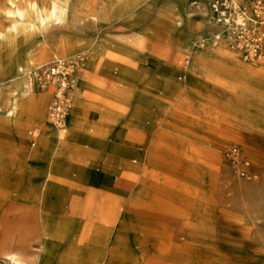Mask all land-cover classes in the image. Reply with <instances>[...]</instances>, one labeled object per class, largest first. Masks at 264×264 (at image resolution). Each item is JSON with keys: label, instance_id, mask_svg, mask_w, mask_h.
Instances as JSON below:
<instances>
[{"label": "rangeland", "instance_id": "obj_1", "mask_svg": "<svg viewBox=\"0 0 264 264\" xmlns=\"http://www.w3.org/2000/svg\"><path fill=\"white\" fill-rule=\"evenodd\" d=\"M115 1L0 0V107L16 101L26 114L45 96L41 118L0 112V259L264 264V60L244 62L213 38L209 0H137L121 15L95 22L94 15ZM64 38L80 48L44 53V46ZM201 38L209 45L201 47ZM185 42L187 48L180 45ZM219 50L258 77L240 76L212 55ZM76 55L84 60L72 96L74 117L65 129L84 139L85 161L77 156L56 173L49 169L42 187V168L61 143L48 151L44 146L52 89L37 88L36 72L54 56ZM199 55L204 72L193 67ZM235 81L247 83L246 89ZM233 146L249 161L252 176L239 174L226 156ZM100 174L108 183L97 186ZM58 213L71 221L59 222ZM80 220L90 224L92 247L90 260L78 263L70 251L87 250L74 246ZM44 231L61 241L44 239ZM67 235L72 241L64 242Z\"/></svg>", "mask_w": 264, "mask_h": 264}, {"label": "built area", "instance_id": "obj_2", "mask_svg": "<svg viewBox=\"0 0 264 264\" xmlns=\"http://www.w3.org/2000/svg\"><path fill=\"white\" fill-rule=\"evenodd\" d=\"M208 11L215 40L223 42L244 62L256 64L264 60V0H209ZM83 60V55L71 58L54 56L37 69V88L52 89L48 118L58 128L66 125L77 70ZM226 156L239 174L252 176L249 161L239 156L236 147H230ZM0 264L12 263L6 257L0 259Z\"/></svg>", "mask_w": 264, "mask_h": 264}, {"label": "crops", "instance_id": "obj_3", "mask_svg": "<svg viewBox=\"0 0 264 264\" xmlns=\"http://www.w3.org/2000/svg\"><path fill=\"white\" fill-rule=\"evenodd\" d=\"M150 0H147V1H144L142 3H148ZM140 2H138L137 0H116L114 3H110V4H106V6L104 8H102L101 10H99L97 12V14L94 15V21L95 22H98L100 20H103V19H108V18H111V17H116V16H119L121 15L126 8L130 7V6H134L135 4H138ZM93 18V17H91ZM195 33V31H189V32H186V34L188 33ZM186 34H183V36H185ZM191 44V43H190ZM182 45L184 48H187V43L185 42L184 44H180ZM190 46V45H189ZM49 47H52L53 50H55L56 52H59V53H64L66 54L64 48H60L58 49L56 45L54 46H44L43 49L45 48L44 53H46V49H48ZM70 52V51H69ZM68 53V52H67ZM212 55L215 56V57H218L220 58L221 60H223L224 62H226L229 66H231L234 71L238 72L239 71V68L238 66H236V63L238 61V59L235 57L234 54H231L229 52H226L224 50H219V51H216V52H212ZM193 67L197 70H200V71H206L208 68H207V64L205 62V58L203 55H199L197 56L194 61H193ZM153 69V68H151ZM77 91V86L75 88V91ZM77 94H78V91H77ZM45 96H39V99H34L35 100V105L34 104V107L32 109H30V112H27L26 114H24L22 112V110H20V107H18L16 101H11L10 104H8L7 106L5 107H0V112H2L3 114H5L6 116H12L14 114H16V111L20 110V113H21V116L25 119V121H28L31 119L30 116L32 115H38L37 117L41 118L42 116H44V112L40 109V102L41 100L44 98ZM75 98H73L74 100ZM133 99H134V102L135 103H139L140 100L142 99V96H141V92L138 88H135L134 91H133ZM39 102V103H38ZM36 108V109H35ZM34 110V111H33ZM9 112V113H8ZM36 113V114H35ZM74 112L71 113L69 119L72 118ZM83 114V113H82ZM78 116L80 118H83L85 119V121H92V120H95L91 117V115L89 116H82L80 113H78ZM67 119V121L69 120ZM82 120L80 119V122ZM8 123L14 127H21L22 129L25 128V126L27 125L26 122H23L22 125H19L18 122H14V121H8ZM15 123V124H14ZM83 124V123H82ZM48 124H43V143H44V146L45 147H48V141L47 139H45L44 137L46 136H51L53 137L52 135V132L50 130H44L45 127L47 126ZM106 131V134H107V130ZM78 132L83 135L84 134V131H83V127L80 128L78 130ZM115 135H121L120 132L116 133ZM70 136H72V140L70 141L69 138ZM77 137L74 136V134H72L71 132H67V134H65L63 137H62V143H61V148L56 152V155H53L51 157V159L49 161H46V163L44 164L43 168H42V180L40 182V186L44 187L46 184L49 183V179H50V175H49V169L53 170V169H57L54 173H56L58 170L61 169V164H69L70 162H72V159L77 157V156H83L80 158V160H84V152H86V148H85V144L84 142V139H82L81 136L79 135H76ZM84 136V135H83ZM122 136V135H121ZM70 138V139H71ZM80 139V140H79ZM47 151H48V148H47ZM82 153H81V152ZM136 152V151H134ZM139 152V151H138ZM121 160V159H120ZM86 163V162H85ZM44 172V173H43ZM54 175V174H53ZM104 175V173H103ZM101 176L100 175H97L95 176L94 178V183H97L98 185L97 186H101L103 183H108L107 181L104 180V176ZM54 177V176H53ZM52 178V176H51ZM105 181V182H104ZM52 184V183H51ZM97 186H89V187H97ZM153 197V196H151ZM150 197V198H151ZM110 206L108 205L107 208H109ZM57 219L58 221H71L70 217L68 216H64V215H60L59 213L57 214ZM70 223L68 222V226ZM79 227L81 228L80 232L73 238L75 239L76 241L74 242V246L75 245H78V244H83V246H85L87 248L86 252H82L80 249H78L77 247H74L71 249L70 253L74 254L75 255V260L76 262L80 263L81 259H83L85 262L89 259L88 255H87V251L89 250L88 248L89 247H92V245L89 243L90 240H91V236H90V224L89 223H84L82 222L81 220L79 221ZM47 232L44 231V234H43V237L44 239H50L51 242H53L52 239H55V240H58V241H61L58 237L59 235H56V236H52V235H47L46 234ZM46 234V235H45ZM72 237L71 235H67L66 236V240L64 242H69V241H72ZM78 239H82V240H78ZM77 241H80V242H77ZM116 248L118 249V247L116 246ZM118 254L120 255V257L124 260V256L121 252H119V250H117ZM68 255V254H67ZM125 261V260H124ZM126 263V262H125ZM64 264V263H62ZM127 264V263H126Z\"/></svg>", "mask_w": 264, "mask_h": 264}, {"label": "bare ground", "instance_id": "obj_4", "mask_svg": "<svg viewBox=\"0 0 264 264\" xmlns=\"http://www.w3.org/2000/svg\"><path fill=\"white\" fill-rule=\"evenodd\" d=\"M147 1V0H146ZM73 18H74V20L75 21H79V18L77 19V17L74 15L73 16ZM24 21V20H23ZM15 23H17V21L15 22ZM0 35H2V32L0 31ZM187 41V40H186ZM57 44H58V46H57V48L58 49H60V48H64V50H65V52H66V54H67V52L69 53V51L70 52H73V51H76L77 49H79L80 48V46H81V44H79V42H77V40H75V39H69V38H64V39H61V40H58V42H57ZM199 45L201 46V47H205V46H208L209 44H207V43H205L204 42V40H203V38H201L200 40H199ZM43 50H45V48L43 49ZM48 50H53V48L52 47H49L48 49H46V52L48 51ZM232 51V50H231ZM234 52V51H233ZM94 53V52H93ZM235 53V52H234ZM237 54V53H236ZM89 62H91V60L89 61ZM236 66H238V68H239V75L240 76H244V77H246V76H248L247 78L249 79H256L257 77H258V74H257V72L256 71H253V70H251V69H248V68H246V67H244V66H242L241 64H240V62L239 61H237V63H236ZM246 74H248V75H246ZM237 78V77H236ZM236 83H237V85H238V88L239 89H246L245 88V86L247 85V83H239L238 81H235ZM76 86V85H75ZM240 86V87H239ZM36 103V102H35ZM35 105H37V104H35ZM39 106V105H38ZM36 109V108H35ZM34 111V110H33ZM73 112V110H72V106H71V109H70V111L68 112V115H67V119H68V117L71 115V113ZM9 113V112H8ZM36 114V113H35ZM74 117V116H73ZM71 122V121H70ZM15 124V123H14ZM22 125V124H21ZM52 126V127H54V124H48L46 127H45V129L44 130H50L51 132H52V136L53 137H51V136H46V137H44L45 139H47V141H48V150H51V149H53V148H55V146H57L58 144H60V143H62V137L65 135V134H67V132H68V130L66 131V129H65V127L63 128V130H61V131H58V129H56L55 127L52 129L50 126ZM74 125V124H73ZM100 125V124H99ZM66 126V125H65ZM74 127V126H73ZM73 127H71L72 129H73ZM50 154V153H49ZM48 154V155H49ZM50 158V157H49ZM42 250H43V253H42V260L43 261H45L46 260V257H47V245H46V242H44L43 244H42ZM6 257H8L9 259H11V262H12V264H21V262H20V260L16 257V255L15 254H12V255H9V256H6ZM42 261V262H43Z\"/></svg>", "mask_w": 264, "mask_h": 264}]
</instances>
